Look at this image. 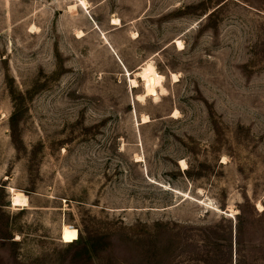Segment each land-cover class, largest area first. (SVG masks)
<instances>
[{
  "label": "rangeland",
  "instance_id": "1",
  "mask_svg": "<svg viewBox=\"0 0 264 264\" xmlns=\"http://www.w3.org/2000/svg\"><path fill=\"white\" fill-rule=\"evenodd\" d=\"M0 264H264V0H0Z\"/></svg>",
  "mask_w": 264,
  "mask_h": 264
},
{
  "label": "bare ground",
  "instance_id": "2",
  "mask_svg": "<svg viewBox=\"0 0 264 264\" xmlns=\"http://www.w3.org/2000/svg\"><path fill=\"white\" fill-rule=\"evenodd\" d=\"M83 6H87L85 1H81ZM115 25L119 24L118 20H115ZM180 48L183 47V43L181 41L177 42ZM128 74H131L128 72ZM136 76L141 77L144 81L145 86V96H141V100H145L146 98H155L156 100L159 99V91L161 93H165L166 90L164 88L165 76L159 74L155 64L153 62L147 63L140 72L136 74ZM176 78V77H175ZM132 84L134 87H138L139 82L137 80L132 79ZM147 120V118H145ZM182 165L186 167V163L183 161Z\"/></svg>",
  "mask_w": 264,
  "mask_h": 264
}]
</instances>
